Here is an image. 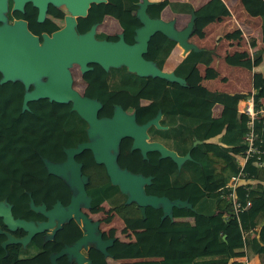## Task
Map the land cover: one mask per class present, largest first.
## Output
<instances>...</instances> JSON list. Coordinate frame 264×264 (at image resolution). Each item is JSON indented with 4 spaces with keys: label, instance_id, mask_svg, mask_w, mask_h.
Listing matches in <instances>:
<instances>
[{
    "label": "trees",
    "instance_id": "16d2710c",
    "mask_svg": "<svg viewBox=\"0 0 264 264\" xmlns=\"http://www.w3.org/2000/svg\"><path fill=\"white\" fill-rule=\"evenodd\" d=\"M137 1L91 3L85 16L77 17L76 30L78 33L85 32L93 23H100L105 16H110L116 20L124 41L130 44L134 29L140 25L134 14ZM238 2L245 14L260 19L262 48L255 47L254 39L248 40L254 69L251 97L257 103L258 99L264 100V75L255 71L264 52V0ZM165 7L174 13L186 15L193 9L194 34L218 17L226 5L222 0H207L198 7L188 1L159 0L147 5L146 13L149 17L158 18ZM95 37L117 39L103 33H97ZM174 46L173 40L155 32L150 36L147 50L142 56L162 69L164 60ZM179 56H182V49L177 59ZM211 60L212 53L208 49L189 51L172 72L186 78L196 63L208 65ZM88 66L91 68L81 75L86 83L83 95L101 103L98 117H110L113 104H117L125 111L133 110L135 121L142 124L159 110L161 118L158 122L165 128L150 125L147 128L149 140L160 142L178 155H184L189 150L190 156L177 168L170 158H158V152L150 151L147 152L148 159L140 163L137 171L151 176L150 183L144 186L147 194L187 200L194 210L173 207L172 216L192 217L193 222L170 220L166 216L160 219L159 208L146 206L142 221L144 230L137 232L135 239L113 223H105L104 219L116 218L113 211L121 219L140 218L136 205L133 202L125 203V195L110 184L103 165L93 161L89 150L84 149L74 156L81 163L82 174L87 177L85 192L90 196V206L99 204L93 209L95 215L85 211L87 217L91 221L101 222L106 226V232L116 235L115 246L108 247L106 251L117 261L116 264H160L155 260L157 257L165 264H228L236 256L245 255L248 258L253 254L258 256L260 264H264V165L256 167L249 159L243 171L247 178H254L256 184H239L233 190L224 188L229 176L236 173L229 151L231 147L245 146L242 134L246 117L237 115L235 106L246 94L211 91L197 85L182 86L160 77L139 76L128 72L124 66L110 67L106 71L96 63H88ZM22 94L23 85L19 81L0 84V200L5 199L10 204L13 218L34 222L32 220H43L45 216L32 210L29 200L34 205L50 207L57 199L64 201L70 194L69 188L59 177L47 173L42 158L61 162L57 160L65 158L64 147H73L86 140L87 124L70 109V103H55L46 98L28 101V109L21 111ZM215 103L221 105L218 117L211 115ZM224 118H231L234 122L229 131L225 130ZM255 129L264 145V127L261 128L260 123L256 122ZM212 138L216 141L209 140ZM194 140L199 142L192 146ZM127 159L120 153L119 163L134 169L137 162ZM22 175L40 177L49 185L56 186L58 192H24L19 186ZM229 192H233L240 205L236 213L231 209V197H226ZM103 201L113 211L107 204L101 203ZM247 201L249 204L246 205ZM224 213H227L226 218ZM73 221L68 219L61 225L62 230L57 231L60 237L72 239L80 235L79 227ZM133 225L131 223V228ZM0 228H4L1 217ZM250 230L254 235L248 233ZM40 234H34L24 246L8 243L3 247L1 243L6 236L0 233V264H48L46 253L51 242L41 243ZM32 246L40 250L36 255L19 257L25 247L28 249ZM237 248H244V252L235 251ZM88 256L92 259L90 264H107L103 260V253L96 248L91 249ZM56 262L70 264L64 256Z\"/></svg>",
    "mask_w": 264,
    "mask_h": 264
},
{
    "label": "water",
    "instance_id": "95a60500",
    "mask_svg": "<svg viewBox=\"0 0 264 264\" xmlns=\"http://www.w3.org/2000/svg\"><path fill=\"white\" fill-rule=\"evenodd\" d=\"M15 6H20L24 0H14ZM44 1L33 0L38 6V19L44 10ZM54 4H63L70 13L65 18L64 25L50 35L42 34L39 38L31 34L21 21L7 23L2 14L5 9L4 0H0V84L6 81H19L23 85L21 111L28 109L27 102L39 98H46L56 103H70V109L75 111L87 124L86 140L78 142L73 147H64L65 159L53 162L42 158L47 173L59 177L69 188V202L61 207L56 201L51 209L45 210L43 204L34 205L29 200L30 208L43 214L45 221L31 222L13 218L10 204L5 199L0 200V217L2 224L8 230L19 228L25 232L20 238H15L7 231L0 228V233L6 236L1 243L4 247L8 243H20L24 246L30 238L39 232L61 227L63 222L73 218L80 223L84 234L72 245L63 246L59 251L49 255L50 264H56L55 259L65 255L70 262L75 264H90L82 262L83 257L79 252L81 245L88 241L100 252L105 254V246L112 243L113 237L101 239L97 231V222H91L81 210L90 207V196L85 192L87 177L81 172V163L74 159L84 149L91 152L93 161L103 165L111 185L125 195V203L133 202L137 206L141 218H145V207L159 208L160 219L165 216L172 219V208H190L194 210L187 200L169 199L166 196L146 194L144 186L150 183L151 176L133 173L117 163L119 143L121 139H131L129 151L138 150L141 159H146V153L158 152V158H170L176 163L177 168L181 163L190 159L189 150L184 155H178L173 150L166 148L157 141H149L146 129L152 125L155 128H165L159 124L161 112L142 124L135 121L134 111L127 112L120 105L113 104L110 117H97L101 103L79 93L72 86L71 67L78 66L80 74L89 70L88 63H96L103 70L124 66L128 72L139 76L160 77L169 82L186 86L184 78L176 76L172 71L159 68L155 62L143 58L147 50V42L151 35L160 32L173 40L182 49V55L189 51H200L204 48L197 47L189 41L195 29L194 10L190 9L189 16L181 28H176L175 18L167 20L161 17L152 18L146 13V7L152 3L150 0H138L134 14L140 25L134 29L132 43H126L122 32L117 33L116 40L98 39L95 37L97 23H93L88 30L78 33L75 30V17L85 16L91 3L105 2L106 0H51ZM198 140L192 142L194 146ZM51 235L44 237V240Z\"/></svg>",
    "mask_w": 264,
    "mask_h": 264
},
{
    "label": "crops",
    "instance_id": "0c3cea01",
    "mask_svg": "<svg viewBox=\"0 0 264 264\" xmlns=\"http://www.w3.org/2000/svg\"><path fill=\"white\" fill-rule=\"evenodd\" d=\"M150 1L155 2L159 0H150ZM169 1H188L193 6L195 5L194 4L195 2L196 3L198 2L197 6H195V7H198L201 4L205 3L207 0H169ZM222 1L226 5L225 10L218 17H216L211 22H209L207 25H205L201 30L192 34L189 37V41L195 44L197 47L210 50L212 53V60L208 65L196 63L192 71L190 72V74L185 78V82L187 85L202 86L211 91L251 94L252 93L251 74H252V71H254V69L251 66L252 49L249 47L247 42H243V40H246L247 37L242 38V35L244 33H251L249 32L250 29L253 28L254 25H256L257 29H259L258 32H259V37H260V28H259L260 19L257 16H248L247 14H245L244 11L241 9L238 0H235L236 2H232V0H222ZM227 2L229 3L230 6L227 4ZM237 4H238V7H237ZM232 7H236L239 9L238 18L241 20L240 22H236V21L230 22L229 17L232 14L231 13ZM185 15L186 14L174 13L170 9H168V7H165L161 11L160 17L164 20L175 18V23H176V22H179V20H181L182 18H184ZM95 30L97 32H103L106 34H116L120 31L116 20L110 16H105L103 21L96 26ZM255 47L262 48V43L260 42L259 39L255 41ZM179 52H180V48L177 45H175L174 48L169 53V55L167 56V58L163 62V65H162L163 70L171 71L173 69V67L183 57L182 55V56H179V58L177 59ZM175 59L177 60L175 61ZM255 71L260 72L261 74L264 75V52L262 54V61L255 68ZM81 84L83 88L84 83H81ZM220 111H221V105L218 103H215L211 108V114L214 117H218L220 115ZM224 122L226 123L225 130L227 131H229L234 125V122L231 118H224ZM209 140L216 141L215 138H212ZM134 153H136L135 158H138L136 151L129 152L130 155H134ZM118 159H119V156L117 157L118 165L121 167H126L125 165H121ZM127 160H131V159H129L128 157ZM26 188L30 189L29 186H26ZM54 193H57V192H54ZM67 199L68 197L64 201H67ZM68 202H69V199H68ZM87 209L82 208L84 212ZM117 218L118 217L116 216V218L114 217L113 219H108V220L104 219V222L113 223V225L115 226L114 222L116 221ZM172 220L187 221L189 223L193 222L192 217H173ZM131 221L134 224L132 226L133 233H130L129 236H131L132 239H135L136 237L135 234L137 232L143 231L144 228H143L142 221H140V219H132ZM103 227H104L105 233L107 234L106 226L103 225ZM99 228H100V225H98L97 223V231L100 233V237L105 236V235H101L102 233ZM5 231L9 233L10 231H13V230H8L6 228ZM248 233L251 236L254 235V232L252 230L248 231ZM47 235H50V234H47ZM113 241L112 242L115 245L116 238ZM87 243L92 244L89 241ZM120 249L121 248L117 250H120ZM235 251L244 252V248H237L235 249ZM52 253H55V252H52ZM47 254H48V251L46 255ZM33 256L34 255L30 257H33ZM72 260L73 258H71V261ZM155 260H157L160 264L161 262H163L158 257ZM114 262L115 263L111 261L110 264L117 263L116 260ZM231 262H237L239 264H260L259 258L256 254H253L248 258L245 255L236 256L233 259H231L228 262V264H231ZM214 264H222V263H214Z\"/></svg>",
    "mask_w": 264,
    "mask_h": 264
},
{
    "label": "flooded vegetation",
    "instance_id": "af4514ba",
    "mask_svg": "<svg viewBox=\"0 0 264 264\" xmlns=\"http://www.w3.org/2000/svg\"><path fill=\"white\" fill-rule=\"evenodd\" d=\"M4 2H5V9L2 12V14L4 16V20L7 23H12L14 21L23 22L25 24L27 30L31 34H33L39 38V43L41 42V35L42 34L50 35L52 32L60 29L64 25L65 18L68 15H70V13L67 11L66 7L63 4H54L51 0L44 1V10H43V14H42V17L40 20L38 19L39 8H38V6H36L34 4L33 0H24V1H22L20 6H15L14 0H4ZM103 19H102V21H103ZM75 21H76V25H77V17H75ZM0 24H1V20H0ZM98 24L99 23H97V25ZM76 25H75V30H76ZM76 32H77V30H76ZM97 33H103V32H97L95 30V34H97ZM103 34H106V33H103ZM106 35L116 36L117 33L116 34H106ZM81 80H82L81 83H84V87H85L86 86L85 81L82 78H81ZM62 160H57V161H62ZM24 181H26V182L28 181L27 182L28 184ZM19 186L22 188V191H24V192L33 191V192H45V193L47 192V193H52V194L54 192H58L56 189L57 188L56 186L49 185L40 177H33V176H29V175L20 176ZM26 186H29L30 189H27ZM68 199H69V196H68ZM68 199H67V201H61V200L57 199L56 201H58L60 203L61 207H65L68 203ZM56 201H54L52 204H50V207H45V210L51 209L53 204ZM85 215H86V213H85ZM45 219H43V220H45ZM43 220L34 219L32 221L37 222V221H43ZM70 220L73 221L72 218H70L69 221ZM99 224L100 223H98V225ZM76 226L79 227L80 235L77 237H73L72 239H70L69 237H65V236H62V237L59 236L58 232H60L62 230V226H61V228L57 229L54 233H51V231H50L51 229H47L46 231H44L40 234L41 235V243H44L46 241L51 242V244L49 245V250H48V254H47L48 264H49L48 255L50 253L57 252L63 246L72 245L73 242L77 241L83 235L81 225L76 224ZM3 230H6L5 226H4ZM16 232H18V233H16ZM9 233L12 236L18 237V238L24 235V232L22 230L17 231L16 229L13 231H10ZM47 234H50L51 237L49 239L44 240V237H46ZM107 234H112V233L107 232ZM113 236H114V234L108 235V236H101V237H103L101 239H106L108 237H113ZM104 237H106V238H104ZM112 245H113V243H110L109 245L105 246V248H104L105 254L103 253L104 256H102V257H103V260L106 261L107 264H110L111 261L112 262L115 261L111 257V255L106 252L107 248L112 246ZM93 248H95V247L90 243H85V244L80 246L79 252L83 257L82 262H86V261L92 262V259L88 256V253ZM39 251H40L39 249H36L33 246L31 248H28V249H26V247H25L24 251L19 255V257L20 258H27V257H30L32 255H36ZM60 257H62V256H60ZM58 258H56L55 261H57ZM65 259L67 261L66 257H65ZM68 263L75 264V262L73 260L68 262ZM56 264H57V262H56Z\"/></svg>",
    "mask_w": 264,
    "mask_h": 264
},
{
    "label": "built area",
    "instance_id": "2783aa9c",
    "mask_svg": "<svg viewBox=\"0 0 264 264\" xmlns=\"http://www.w3.org/2000/svg\"><path fill=\"white\" fill-rule=\"evenodd\" d=\"M237 110L239 113L247 116V121L246 129L243 134L245 147L243 149L239 147H234L232 149L238 164V172L230 177V180L225 186L227 189L231 190H233V188L245 177V174L241 171V167L247 157H254L257 165H261L264 161V147H261V140H258L257 133L253 129L254 121H260L261 125H264V118H261L264 117V101L260 100L258 104L254 105L251 98H246L238 102ZM226 197H231L233 211L235 213L238 212L240 205L234 197L233 192H229ZM247 204L248 201L246 202V205Z\"/></svg>",
    "mask_w": 264,
    "mask_h": 264
},
{
    "label": "clouds",
    "instance_id": "9594fccd",
    "mask_svg": "<svg viewBox=\"0 0 264 264\" xmlns=\"http://www.w3.org/2000/svg\"><path fill=\"white\" fill-rule=\"evenodd\" d=\"M188 16H189V14H188ZM119 32H121V31H119ZM176 45V44H175ZM180 48V47H179ZM181 49V48H180ZM185 55H183V57H184ZM182 57V58H183ZM79 71V70H78ZM172 71V70H171ZM79 74H80V72H79ZM72 75V74H71ZM82 74H80V76H81ZM252 75V74H251ZM72 79H73V77H72ZM185 79V78H184ZM73 82V81H72ZM86 85V84H85ZM72 86H73V84H72ZM187 86V85H186ZM74 88V87H73ZM84 88L85 87H83L82 89L84 90ZM75 89V88H74ZM252 89V88H251ZM78 91V90H77ZM79 92V91H78ZM79 93H81L82 95H83V91L82 92H79ZM246 94V93H245ZM251 95H252V93L251 94H246V96L244 97V98H242V99H239L238 101H237V103H236V106H235V111H236V113H237V115H244V114H241V113H239L238 112V110H237V104H238V102L239 101H241V100H243V99H246V98H251V100H252V102L254 103V105H256V104H258L259 102H260V100H262V99H258V101H257V103H255L254 101H253V99H252V97H251ZM264 101V100H263ZM53 102V101H52ZM56 103V102H55ZM61 104H63V103H61ZM65 104H67V103H65ZM131 111H133V110H131ZM131 111H127V112H131ZM212 115V114H211ZM245 117H246V121H247V116L246 115H244ZM98 117V116H97ZM103 117H105V116H103ZM214 117V116H213ZM161 118V117H160ZM262 119L264 118V117H261ZM260 118V119H261ZM246 121H245V124H244V132H245V129H246ZM256 122H259L260 123V121H254V123H253V129H254V131L257 133V136H258V140L260 139V137H259V133L257 132V130L255 129V123ZM260 127L261 128H263L264 127V125H261V123H260ZM244 132H243V134H244ZM146 133H147V129H146ZM243 134H242V140H243ZM148 135V134H147ZM148 140H149V136H148ZM261 140V139H260ZM149 141H151V140H149ZM158 142V141H157ZM244 142V141H243ZM256 142H257V140H256ZM123 143H128V147H127V151H128V153L129 152H131V151H129V147H130V143H131V139L130 138H128V137H125V138H123V139H121V141H120V143H119V153H118V155H117V157L118 156H120V152H121V149H120V147H121V144H123ZM160 143V142H159ZM258 143V142H257ZM245 144V143H244ZM163 145V144H162ZM245 147V146H244ZM243 147V148H244ZM261 147H264V145L261 143ZM167 148V147H166ZM234 147H231V149H230V151H229V153H230V155L233 157V160H234V162H235V166H236V173H233V174H231L230 176H229V178H228V180H227V182L225 183V185H224V187L226 186V184L228 183V181L230 180V177L232 176V175H235V174H237V172H238V164H237V162H236V160H235V156L233 155V151H232V149H233ZM239 148H241V147H239ZM242 148V149H243ZM171 150V149H170ZM133 151H136L137 152V156H138V158H135V162H137V166L134 168V169H129L128 167H125V168H127L128 170H130L131 172H133V173H140V172H138L137 171V169H138V167H139V165H140V163L141 162H143V161H146L148 158H146V159H140V154H139V151L138 150H133ZM175 152V151H174ZM176 153V152H175ZM177 154V153H176ZM146 156H147V153H146ZM65 159V158H64ZM63 159V160H64ZM75 159V158H74ZM129 159H131V157H129ZM249 159H252V163H253V165H255L256 167H261V166H263L264 165V161H263V163L261 164V165H257L256 164V162H255V158L254 157H247V159L243 162V165H242V167H241V171H242V173H244L245 174V177L243 178V180L242 181H240L236 186H238L239 184H242V185H245V184H247V183H250V184H256V180L254 179V178H252V179H250V178H247L246 177V172L245 171H243V168H244V166L246 165V162L249 160ZM62 160V161H63ZM121 167V166H120ZM144 176V175H143ZM151 179V178H150ZM235 186V187H236ZM85 187V186H84ZM146 193V192H145ZM147 194V193H146ZM152 195V194H151ZM69 197H70V194H69ZM101 203H105V204H107V206L112 210V208L109 206V204L106 202V201H103V202H101ZM68 204V203H67ZM135 204V203H134ZM248 204H249V201H248ZM99 205V204H98ZM98 205H96V206H98ZM96 206H94V207H89L87 210H92L93 211V209L96 207ZM137 207V206H136ZM83 211V210H82ZM113 211V210H112ZM83 213H84V215H85V212L83 211ZM113 213H115L114 211H113ZM225 214H227V213H224L223 215H224V217L226 218L227 217V215H225ZM43 215V214H42ZM115 215H116V213H115ZM86 217H87V215H85ZM117 216V215H116ZM118 217V216H117ZM46 218V217H45ZM70 219V218H69ZM73 219V218H72ZM119 221H121V222H123V221H127V220H132V219H140V221H143V219L140 217V218H129V219H121L120 217H118L117 218ZM172 219H173V216H172ZM171 219V220H172ZM46 220V219H45ZM44 220V221H45ZM74 220V219H73ZM75 221V220H74ZM92 222V221H91ZM64 223V222H63ZM62 223V224H63ZM61 224V225H62ZM78 225H81L80 223H77ZM82 226V225H81ZM61 228V227H60ZM82 229V228H81ZM44 231H46V230H44ZM43 231V232H44ZM56 231V230H55ZM83 231V230H82ZM39 233H42V232H39ZM52 233V232H51ZM83 234H84V232H83ZM113 234V233H112ZM22 237V236H21ZM18 238V237H17ZM20 238V237H19ZM108 238H110V237H108ZM113 238H114V240H115V238H116V235H114L113 236ZM31 239V238H30ZM49 239V238H48ZM28 243V242H27ZM113 243V242H112ZM129 243H132L131 241L129 242ZM113 245H114V243H113ZM115 246V245H114ZM59 251V250H58ZM62 256H65V255H62ZM60 257V256H59ZM66 257V256H65ZM58 258V257H57ZM67 258V257H66ZM56 260V259H55ZM68 261V260H67ZM69 262V261H68ZM49 263H50V260H49Z\"/></svg>",
    "mask_w": 264,
    "mask_h": 264
},
{
    "label": "rangeland",
    "instance_id": "374dc122",
    "mask_svg": "<svg viewBox=\"0 0 264 264\" xmlns=\"http://www.w3.org/2000/svg\"><path fill=\"white\" fill-rule=\"evenodd\" d=\"M232 2H236L235 0H232ZM200 3V2H199ZM195 5H194V7L195 6H197V4H198V2L196 3H194ZM227 4L229 5V3L227 2ZM230 6V5H229ZM237 7H238V4H237ZM231 15H230V22H233V21H236V22H240L241 20L238 18V12H239V9L238 8H236V7H232V9H231ZM187 19H188V15H185L184 16V18H182L181 20H179V22H176L175 23V25H176V27H180V26H182V25H184L185 24V22L187 21ZM181 28V27H180ZM259 29H257V26L256 25H254L253 26V28H251L250 29V31L249 32H251V33H244L243 35H242V38H244V37H247L246 38V40H243V42H247L248 43V40L249 39H254L255 41L257 40V39H259L260 40V37H259ZM246 32V31H245ZM231 68V67H230ZM71 74H72V77H73V82H72V84H73V87L76 89V90H78L79 92H82L83 91V89H82V84H81V82H82V80H81V76H80V74H79V71H78V66L77 65H73L72 67H71ZM63 104H65V103H63ZM127 147H128V143L126 144V143H123V144H121V147H120V149H121V155H122V157H131V160L133 161V162H135V155H136V153H134V155H130L129 153H128V151H127ZM224 188H226V187H224ZM227 189V188H226ZM231 209H232V211H233V207H232V204H231ZM87 212H90V213H92V214H94L95 215V213L92 211V210H88ZM234 212V211H233ZM235 213V212H234ZM97 217H99V218H101L102 219V217H100V216H98L97 215ZM103 220V219H102ZM108 223V222H107ZM115 223V226L117 227V228H119L120 230H122V231H124V233L126 234V235H130V233H133V230H132V228H131V223H133L132 221H126V222H121V221H117V222H114ZM100 231H101V233H102V235H105V236H108V235H113V234H106L105 233V230H104V227H103V225H102V223L100 222ZM112 233V232H111ZM113 263H115V262H113Z\"/></svg>",
    "mask_w": 264,
    "mask_h": 264
}]
</instances>
